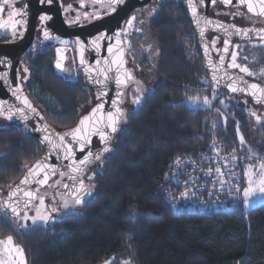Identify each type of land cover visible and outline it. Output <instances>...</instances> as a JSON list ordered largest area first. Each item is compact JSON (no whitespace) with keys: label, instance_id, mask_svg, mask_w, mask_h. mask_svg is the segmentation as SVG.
<instances>
[{"label":"trees","instance_id":"obj_1","mask_svg":"<svg viewBox=\"0 0 264 264\" xmlns=\"http://www.w3.org/2000/svg\"><path fill=\"white\" fill-rule=\"evenodd\" d=\"M166 14L168 22L149 25L158 61H140L154 73L156 83L138 106L125 110L110 150L83 172L90 197L75 206L76 211L61 212L62 196L47 186L40 194H47L45 203L54 219L22 229L17 220L0 217V240L12 236L23 248L27 264H264V203L249 210L242 205L243 215L235 210L204 214L181 206L174 213L165 196L171 185L164 175L172 160L195 157L214 141L236 157L240 170L243 163L264 160V124L253 122L229 99L243 97L200 81L206 71L183 3L172 2ZM156 18H164L161 10ZM248 47H240L244 64L250 52L252 68L264 66V49ZM53 52V47H46L27 54L29 71L23 75L28 78L22 88L46 121L64 133L97 100L85 78L72 80L53 70ZM34 78L41 82L37 91L53 101L51 106L43 104L41 96L31 98L28 81L35 84ZM190 96H207L211 103L193 106ZM89 98L92 104L81 114L79 106ZM0 120L7 124H0L1 197L42 148L8 120ZM58 179L64 177L50 182ZM53 207H58L57 213L51 212Z\"/></svg>","mask_w":264,"mask_h":264},{"label":"snow or ice","instance_id":"obj_2","mask_svg":"<svg viewBox=\"0 0 264 264\" xmlns=\"http://www.w3.org/2000/svg\"><path fill=\"white\" fill-rule=\"evenodd\" d=\"M54 0H40V3H47L51 5ZM94 3H100L102 7H106L110 12H116L117 7L124 3V0H93ZM221 2L225 5H230L233 3V0H221ZM239 5H243L247 9V13H251L254 16H258L264 18V0H237ZM200 4L204 3V0H199ZM212 4L217 3V0H211ZM188 5L191 8L193 18L198 27H200L201 21L205 27H200V35L203 38L205 34V28L207 26H213L216 29H221L226 34L227 37H231L232 35H240L244 37L250 38V33H254L259 40L264 43V28L262 29H246V28H237L235 24L224 25L221 22H214L207 17L200 16L197 11L196 0H188ZM8 6L10 11H8L7 20H0V28L5 30H10L13 37L18 34L19 28L26 24V21L23 20V17L27 15L26 7L24 10L18 9L14 7L13 3H10V0H0V14L4 12V7ZM71 5L68 6L70 8ZM67 11V8L65 9ZM155 11V9H152ZM107 14V12L105 13ZM151 15V13H149ZM243 14V13H237ZM83 16L89 19L99 18V13L89 14L87 12L83 13ZM18 18V19H17ZM52 17L47 14H41L39 16L40 24L43 26V36L45 40L56 39L59 40V37H53L51 32L46 26V22L50 21ZM80 16L76 17V21H79ZM76 21H69V23H75ZM136 16L133 15L129 19L126 20V26L119 31L112 33V35H108L106 32H101L99 35L94 37L87 45L84 41L77 38L76 45L79 47L80 51V63L81 65H85V72L92 73L95 72V77L89 75V79L93 81V83L97 85H101V90L97 92V99H101L102 97L107 96V89L110 81H114L116 86V96L111 100L112 110L107 112L104 111V103H97L94 108H92L91 112L83 116L76 127L69 129L67 132L63 134L53 133L46 134L42 139V143H47L52 152H55L58 158H62L63 160L70 161L66 167L69 169L68 172L61 171L57 165L46 163L45 161H37L35 165L29 168L28 173L24 176V178L20 181L19 184H16L14 187L9 185V192L7 199L0 201L3 207L10 209L11 215L17 220L28 221L31 220L33 224H36L38 221H42L47 223L49 220L54 219L51 213L48 211V206L45 203V196L47 194H40V188L42 186H52L49 185L50 176L65 177L68 176L70 180L73 181L71 185L62 183V180H55V186H62L64 189L68 190V195L63 197L64 208L69 207V197L72 202L76 205L82 204L84 202V196L90 194L87 186L84 184L83 179H79L78 184L76 183L79 174L84 171V167H86L89 163H91L92 159L100 160L102 152L109 151L108 143L112 139V133H116L118 131V125L122 120L126 118L125 110L121 107L123 104L125 89L128 87L130 82H135L137 87L135 88V92L137 93L132 99L133 104H140L141 98L143 96V90L140 87V81L135 79L132 70L125 67L127 61L124 59L125 47L124 40L121 39L122 36L125 38L128 35L129 29L135 27ZM143 23V21H141ZM230 29L232 31H230ZM136 31H141V29L136 28ZM20 35H23L22 32H19ZM115 39L114 44H109L107 47L108 56L103 58L104 67H101V60H96V66L91 67L88 66V61L84 58V52L87 47H93L97 52H99L101 48V42L104 40H112ZM216 40L214 39L211 42V47L215 48ZM62 44H66L67 41H61ZM231 44V40L226 38L224 40V48L223 52H229V45ZM131 46L130 41L128 42V47ZM237 47H239L237 45ZM149 50H151V45L148 46ZM205 54H208L209 45L205 44ZM57 60L55 62V66L57 69L65 71L64 65L62 63L65 57L61 55L64 49L58 48L57 50ZM219 51V49H217ZM237 60V52H231V63L228 65L230 68L239 69L240 72L247 74L248 76H255L256 73L250 71L247 66H242L236 62ZM221 66L224 62V55L220 56ZM0 64H11V61L6 59H0ZM209 65L213 67L214 73L212 79L219 82L215 75L216 66L212 64L211 59H209ZM114 70L113 75H109ZM29 69L25 67L23 69L24 73H27ZM227 75V73H225ZM262 75H264V71H262ZM27 76H24L23 79L27 80ZM0 79H3L6 83H11L8 80V74L5 72H0ZM229 83L227 87L233 93L235 92H247L252 97L256 99V101L264 102V86H261L257 83H248L242 76L233 78L229 77ZM241 84L243 86H241ZM12 95L16 97L17 100H20L24 107H16L15 105L11 106L8 109H5L4 105L7 104V101L0 100V117H4L6 120L11 121L14 116L18 117L21 120H27L28 116L25 112V109H28L31 112H36V109L32 107L31 102L28 97L23 95L22 85L17 83L14 89H11ZM213 98H215V89L213 90ZM193 106H196L198 102H202L204 105H208L211 103L207 96L201 98L200 96L188 97L187 98ZM223 103V101H221ZM251 116H255L257 121L261 120V117L256 114V112H251ZM38 131H43L48 133V125H44L42 129H37ZM238 131V129H237ZM98 136L101 143L105 146L102 149V152L93 153L92 151L86 149L92 143V137ZM55 137V138H54ZM241 145L245 143L243 135L239 137ZM215 144V141L213 142ZM80 152L85 153L82 159H76V148ZM218 151V150H217ZM235 151V150H234ZM47 158H45L46 160ZM235 159V156H233ZM180 162V158L177 157V163ZM216 173L220 176H223V172L220 168L215 169ZM212 169L208 170V174H211ZM244 175L247 178L246 186L243 188L242 195L244 199V204L246 207L250 206L253 197L261 196L264 197V160H262L258 165L249 164L247 169L244 172ZM43 177L42 179L40 177ZM34 182L37 184V188L35 190L28 189L25 190L21 187V185H29ZM91 179V177H89ZM223 183V181H221ZM237 190H239V185H237ZM187 190L181 193L182 196H187ZM57 195H62L57 193ZM54 198V197H53ZM34 201H38V205L34 206ZM23 205V208H21ZM30 206H34L35 214L29 216L28 210ZM58 208L53 207L51 212L58 211ZM23 211V215L21 212ZM16 221L14 220L13 223ZM22 227H27V224L21 225ZM0 245L4 246V250L7 252L9 256V260L0 259V264H25L24 259V250L22 247L15 245L12 236H8L6 240H0ZM104 264H111L110 261H105ZM122 264H131V261H123ZM237 264H240L238 261Z\"/></svg>","mask_w":264,"mask_h":264},{"label":"water","instance_id":"obj_3","mask_svg":"<svg viewBox=\"0 0 264 264\" xmlns=\"http://www.w3.org/2000/svg\"><path fill=\"white\" fill-rule=\"evenodd\" d=\"M148 1L149 0H142V1L126 0L123 3V5L120 6V7H117L116 12H113L111 15H109L107 17L100 18V19L94 21L93 23L89 24L88 26H86L83 29H78V30H75V31H69V34H67L66 36H77V37L80 38V40L84 41L85 44L87 45L92 40V35H96L99 32H106L108 35H112V33L116 32V31H119L121 29L122 20L127 16V14L134 7H140V6L144 5L145 3H147ZM217 1L222 3L221 0H217ZM185 4H186V9H187V12H188V15H189V19H190L191 25H192V27L194 29V32H195V35L197 37V43H198L199 50H200V52L202 54L203 64L205 66V70H206V73H207V75H208V77L210 79L211 84L216 86L218 89L227 92L229 95H235V96H240V97L246 98L249 101H251L254 105L261 106V107L264 108V102H259L258 103L256 101V99L254 97H252L249 93H247V92H235V93H233L227 87V84L230 82L229 81V77L236 78V77H239V76H242L244 78V80H246L248 83H257V84H260L261 86H264V84H262V83H260L258 81L246 78L241 73L231 72L226 67V61H227V58H228L229 53L231 51V45H232V41L233 40L255 41V40H259V38L254 33H250V38L249 37L240 36V35H232L231 37H227L226 34L223 32V30L216 29L213 26H207L205 28V34H204V37L202 38L201 35H200V27H205V25L203 24V21H201L200 27L197 26V24L195 23V20L193 18V14H192L191 8L188 5V0H185ZM211 5H212L211 0H204L203 6H204V9H205V13H204V15H200L199 12H198V14L200 16L207 17V18L211 19L214 22H221L224 25H231V23H226V22H223V21L208 17L207 16V10H208V8ZM223 5H225V4H223ZM225 6L243 7V9L247 13L246 7L243 6V5H239L237 0H233L232 4L225 5ZM247 14L252 15L251 13H247ZM252 16H254V15H252ZM54 17L55 18H53V24H55L56 22L59 23V20L61 22L60 14L58 12L54 15ZM256 17H258V16H256ZM259 18H261V17H259ZM262 19H264V18H262ZM236 27L237 28H246V29H257V30L262 29V28H255V27H238V26H236ZM33 31H34V17L29 20V23H28V26H27V34L24 36V38L18 44H16L15 46L12 45V46L0 47V59H6L8 61H11L10 65H8V64H0V72L7 73L8 74V80L11 82V83H6L3 79H0V100L7 101V104L4 105L5 109H8V108H10L13 105H15L16 107H24V105L21 103V101L17 100L16 97L12 95L11 89H14L17 83L20 84L19 78H18V72H17V65H18L19 57L21 56V53L27 47H29V45L32 42ZM207 31H211V32L216 33V34H218V35L223 37L222 44H221V47H220V50H219L218 57H217L216 61H214V59H213L212 53L210 51V48H208V54L207 55L205 54L204 45L208 44V41H207V38H206V32ZM230 31H232V30L230 29ZM226 38H229L231 40V44L229 45V52L228 53H224L223 52L224 40ZM121 39H122V37H121ZM114 43H115V39L114 38L112 40H104V41H102L101 42L102 46H101L99 52H97L93 47H89V51H88L89 54H88V59H87L88 66L95 67L96 66V60L100 59L101 60V65L100 66L104 67L103 58L107 57L109 55L108 51H107V47H108L109 44H114ZM14 49L15 50H19V52L16 54ZM221 55H224V62H223L222 66H221V62H220V56ZM124 59L126 60V50H125V54H124ZM209 59H211L212 64L216 66L215 75L217 77V80L219 81L218 83L212 79V76H213V73H214V69H213L212 66L209 65ZM77 65H78V69H79L80 74L85 77L86 83L88 84L90 89L93 91V93L95 95V98L97 100V102L94 104V106L92 108H94L97 103H104V105H105L104 111L105 112H107L109 110H112L111 100L113 98H115L116 91H117L114 81H110L109 82V86H108V89H107V93H108L107 96L106 97H102L101 99L98 100L97 99V92H98V90H101V85H97V84L93 83V81L88 78L89 75H92L93 77H95V75H96L95 72H92V73H86L85 72V70H84L85 69V65H81L80 56L77 57ZM125 67L128 68L127 65H125ZM225 73H227V75H225ZM113 74H114V70H113L112 73H109V75H113ZM241 86H243V85L241 84ZM23 95L27 96L24 91H23ZM28 99L31 102L32 107H34L36 109V112H31L28 109H25V112L27 113V116H28V119L26 121L25 120H21L18 117L14 116L13 119L11 121H9V122L12 123L14 126H16L18 129H20L23 134L29 135L32 138H34L40 144V146L42 148V152L40 153L38 158L32 164H30L23 171L21 176L12 184L13 187L16 184L20 183V181L28 173L29 168L32 167L33 165H35V163L37 161H45L46 163L57 165L59 167V169L61 171H64V172H68L69 171V169L66 167V165H68L70 163V161L63 160L62 158H58L57 154L50 150V147H49V145L47 143H42L41 142L43 137H44V135L53 134V133H60V132H58L52 125H50L46 121V119L44 118L43 114L39 111V109L33 105L31 99L29 97H28ZM122 105H121V107L123 108ZM92 108L83 116L88 115L91 112ZM80 119L78 120V122L80 121ZM78 122L72 128L76 127ZM44 125H48V129H49L48 133H45L43 131H38L37 130V129H42L44 127ZM60 134H63V133H60ZM114 134L115 133L111 134L112 137H113ZM111 140L108 143L109 150L111 148ZM104 146L105 145L100 142L98 136H93L92 137V143L86 149V151L90 150L93 153L102 152V149L104 148ZM107 152H102L101 157ZM85 154H86V152L85 153L80 152L79 149H78V146H77V148H76V159L77 160L82 159L83 155H85ZM45 158H47V159L45 160ZM95 161H96L95 159H92L91 163H89L86 167H84V171L86 170V168H88L90 165H92ZM83 172L81 174H79V176L77 178V181H76L77 184H78L79 179H83ZM57 176H59V175H57ZM57 176H50L49 182L53 178H55ZM40 178L42 179L43 177L41 176ZM30 179H33V178H30ZM62 183H66V184L71 185L73 183V181L70 180L68 178V176H65L63 181H62ZM84 184L86 185L85 182H84ZM21 187L24 188L25 190H28V189L35 190L37 188V184L34 182V179H33L32 183H30L29 185H21ZM45 187L46 186H42L40 188V192ZM87 188H88L90 194L84 196V198H83L84 202L91 195L90 188L88 186H87ZM8 192H9V187L6 189L5 193L0 197V201H3L5 199H7ZM57 193L62 194V195H60L62 197H66L68 195V190L64 189L62 186H59L58 189H57ZM69 199L71 200L70 197H69ZM84 202L82 204H79V205H76L74 203L73 204H74V206H81V205L84 204ZM31 207L32 206H30V208ZM21 208H23V205H21ZM22 214H23V211L21 212V215ZM2 215L7 216L11 220H17V218H15V217H13L11 215L10 209H7V208L3 207L2 204H0V217Z\"/></svg>","mask_w":264,"mask_h":264},{"label":"flooded vegetation","instance_id":"obj_4","mask_svg":"<svg viewBox=\"0 0 264 264\" xmlns=\"http://www.w3.org/2000/svg\"><path fill=\"white\" fill-rule=\"evenodd\" d=\"M125 1L126 0H124V2ZM138 1H142V0H138ZM176 1L183 3L184 7L186 8L185 0H149L147 3H145L144 5H142L140 7H134L121 22V29H122L126 26L125 22L127 19H129L133 15L136 16L135 27L132 29H129L127 37L125 38L124 36H122V40H124V47L126 50V61H127L126 65H127L128 69L132 70L133 75L135 76V79L140 81V87L151 88L156 83V77H155L154 73L152 71H150L146 67V65L142 66L140 61H145V63L151 61V62L155 63L158 61V58H156L151 53H146L144 51V49H142L143 46L141 47L139 42H140V40L141 41L145 40L143 45L146 46V45L151 44V46L155 47L154 41H150L151 39L154 38V36H153L154 33H153L152 29H150L151 27L149 25L155 24L156 21L161 22L162 20L164 22H168L169 16L166 14V8L168 6H170L172 2H176ZM10 3H13L15 8H18L21 10H24L25 6H27L26 7L27 15L23 17V20L26 21V24H24L23 26H21L19 28L18 34L15 37L12 36L10 30H5L3 28H0V47H6V46H12V45L15 46L16 44H18L24 38V36L27 34V26H28L29 20L34 17V31H33L32 42L29 45V47H27L21 53V56L19 57V62L17 65V72H18V78H19L20 84L22 85V82H23V76H24L23 75V73H24L23 69L26 67L25 64L27 61V56H28L27 54L29 52L34 53L35 50L46 48V47L47 48H49V47H53V48L56 47L57 48L58 45L62 44L61 41H67V43L63 44L62 47L65 49V59H64L65 64L67 65V67L70 70L69 77L72 80H76L79 77L85 78L84 76H82L80 74L79 69H78V65H77V57L80 56L79 55L80 51H79V47L76 45L75 42H76L77 38H79V37H77V36H66V35L69 34V31H75L78 29H83L86 26H88L89 24L93 23L94 21L111 15L113 12H110L109 10H107L106 7H102L100 3H94L93 0H54V2L51 5H49L47 3L42 4V3H40V0H10ZM196 4H197V10H198L199 14L204 15L205 9H204L203 4H200L199 0H196ZM69 5H71L70 8H68ZM122 5L123 4L119 5L118 7H120ZM66 8H67V11H65ZM152 9H155V11H152ZM10 10H12V9H10L8 6H5L4 12L2 14H0V20H7L8 19L7 13ZM159 10L162 11L164 18L161 20H156L157 19L156 13ZM186 11H187V9H186ZM57 12L60 14L61 22L59 20V23L56 22L55 24H53V18H55L54 15ZM85 12H87L89 14H92L94 12L99 13V18H96V19L86 18L83 16V13H85ZM106 12H107V14H105ZM149 13H151V15ZM237 13H243V14H237ZM41 14H47V15H50L52 17V19L50 21L46 22V26L49 29V31L51 32V34L53 35V37H59V40H56V39L45 40L44 39L43 26L40 24V21H39V16ZM78 15L80 16V19H79V21H76V17ZM207 16L210 18H213V19H217V20L226 22V23L235 24L238 27L264 28V19L247 14L246 11L243 9V7L225 6L222 3H220L219 1H217V3H215V4H212L208 8ZM69 21H76V22L75 23H69ZM141 21H143V23H141ZM136 28L141 29V31H139V32L136 31L135 30ZM193 31H194V29H193ZM19 32H22L23 35H20ZM100 33L101 32L97 33L96 35H92V39L94 37H96L97 35H99ZM194 34H195V32H194ZM206 38H207L208 45H209L210 51L212 53L213 59H214V61H216L217 57H218V53H219V51H217V49L220 50L223 37L216 34V33L211 32V31H207L206 32ZM196 39H197V37H196ZM214 39L217 41L215 48L211 47V42ZM129 41L131 43L130 47H128ZM258 42H261V41L260 40H255V41L233 40L232 45H231V50H232L233 45L247 46L250 43H258ZM62 47H58V48L62 49ZM88 51H89V47H87L85 52H84V58L86 61L88 59V54H89ZM15 52L17 54L19 52V50H15ZM33 53H31V54H33ZM146 54L149 55V57ZM230 54H231V51H230L229 56H228L227 61H226V67L231 72L241 73L239 71L230 69L228 67ZM130 56H131V58H130ZM33 57H34V55H31L30 59H32ZM202 61H203V58H202ZM136 67H138L140 69L139 71L148 70L151 73L152 78H153V83L151 86H149V85L146 86L145 83H142L143 82L142 79L138 78V76H137L138 71L135 70ZM241 74H243V73H241ZM243 75L246 78L251 79L250 77H247L245 74H243ZM205 76L206 77L200 79V81L203 82V79H204L205 84L213 85V84H211L207 73ZM25 82H26V80H25ZM129 85L132 86L134 90L137 87L135 82H130ZM149 90H151V89H149ZM131 93H133V91H131Z\"/></svg>","mask_w":264,"mask_h":264},{"label":"built area","instance_id":"obj_5","mask_svg":"<svg viewBox=\"0 0 264 264\" xmlns=\"http://www.w3.org/2000/svg\"><path fill=\"white\" fill-rule=\"evenodd\" d=\"M29 93L31 98H34L33 91ZM233 156L219 145L211 144L195 157H179V163L177 158H174L168 173L164 175L171 185L165 194L171 211L175 213L178 206H181L189 211L204 214L235 210L243 215L244 184L236 157L233 159ZM216 168L221 169L223 176L216 173ZM209 169H212L211 174H208ZM185 190L188 194L182 196L181 193Z\"/></svg>","mask_w":264,"mask_h":264},{"label":"rangeland","instance_id":"obj_6","mask_svg":"<svg viewBox=\"0 0 264 264\" xmlns=\"http://www.w3.org/2000/svg\"><path fill=\"white\" fill-rule=\"evenodd\" d=\"M155 39L153 38V39H151L150 41H154ZM144 41L145 40H143V41H141L140 40V45H141V47H142V49H144V51L146 52V53H151L152 55H154L156 58H158V50H157V47L155 46H151V50H149V48H148V46L149 45H143L144 44ZM155 41H154V45H155ZM151 45V44H150ZM63 46V44H60V45H58L57 46V48L55 47V48H53V55H54V57H53V62H52V68H53V70L56 72V73H58V74H60L61 76H64L65 78H68V76L70 75V74H68V71H69V68L67 67V65L65 64V61H64V59H63V61H62V63H63V65H64V69H65V71H62V70H60V69H57L56 68V66H55V62H56V60H57V49H58V47H62ZM239 47H237V45H233V47H232V50H231V52H233V51H235V52H237V60H236V62L238 63V64H240V65H242V66H247L249 69H250V71H252V72H254V73H256V75L255 76H248L247 74H245V73H243V74H245L247 77H250L251 79H253V80H256V79H258L257 81H259V82H261V83H264V75H262V71H264V66H261V67H259V68H256V67H253L252 68V64H250L252 61H253V59L251 58V55L249 54V53H247V61H248V64H244L245 63V61H244V59L241 57V50H240V47H247V46H249L248 47V51H250V50H252V51H258V48H261V49H264V43H262V42H258V43H250V44H248L247 46H242V45H238ZM61 49V48H60ZM62 49H64L63 47H62ZM129 51V50H128ZM131 53V52H130ZM34 55V54H33ZM61 55H63L64 57H65V49H64V51L61 53ZM147 55V54H146ZM148 57H149V55H147ZM130 58H131V56H130ZM151 62V61H150ZM231 63V54H230V59H229V63H228V65ZM250 64V65H249ZM250 66V67H249ZM229 67V66H228ZM230 68V67H229ZM230 69H233V70H236V71H239V69H235V68H230ZM135 70H137L138 71V78H141L142 79V83H145L146 84V86H151L152 85V83H153V78H152V75H151V73L148 71V70H143V71H139L140 69L138 68V67H136V69ZM240 72V71H239ZM242 73V72H241ZM35 79V78H34ZM31 81V83L29 84V81H28V87H29V89H30V91L32 90L33 91V96L34 97H37V96H41V97H39V100H41L42 102H43V104H45L46 106H51L52 105V103H53V101H51L50 102V100H49V95H47L48 97H46L45 96V93L43 94L42 93V95L39 93L40 91H39V85L38 84H41V82L40 83H38V80L37 79H35V81H37V82H35L34 81V83L35 84H33V82H32V79L30 80ZM142 88V90H143V95L144 94H146L147 92H148V90L149 89H151V88H147V87H141ZM147 88V89H146ZM37 89H38V91H37ZM131 91H133V93H131ZM150 91V90H149ZM137 93L135 92V90L133 89V87L132 86H128L127 88H126V90H125V96H124V98H123V100H124V103H123V105H124V107H125V109L124 110H126V111H129V110H131V109H133L134 107H136V106H138L139 104H133L132 103V99L134 98V96L136 95ZM45 96V97H44ZM143 97V96H142ZM38 98V97H37ZM229 99H231L234 103H236L237 105H239V106H241V107H243L246 111H247V113L249 114V116H250V118L251 119H253V122H255V123H263L264 124V110L263 109H261V108H259V107H256V106H254L252 103H250L247 99H244V98H235V97H229ZM238 99H239V101H238ZM141 100H142V98H141ZM41 101H40V103H41ZM92 104V100H91V98H89V100H88V102L87 103H85V104H82V105H80L79 106V111H80V113L82 114V113H84L85 111H87L88 110V108L90 107V105ZM202 104V103H201ZM191 105H193L192 103H191ZM251 112H256V114L258 115V116H260L261 117V120L260 121H257V119H256V117L255 116H251L250 115V113ZM0 124L1 125H3V126H5V125H7L6 124V121H4V120H0ZM262 160H259V161H257V162H246V163H243V164H241V170H240V172H241V174H242V179H243V183H244V187L246 186V182H247V178H246V176L244 175V172H245V170L247 169V166L249 165V164H253V165H258L260 162H261ZM55 181V180H54ZM54 181L50 184V185H52V186H49V190H50V187L51 188H54L55 190H57L58 189V187L59 186H55L54 185ZM47 187V186H46ZM45 187V188H46ZM44 188V189H45ZM243 191V190H242ZM61 197V196H60ZM63 198V197H62ZM61 202H60V204H59V208L61 209V212H62V210H63V212H65V211H69V210H73V211H76L77 209L75 208V206H72V205H74L73 204V202L69 199V207L68 208H64L63 206H62V204H63V199H61L60 200ZM242 202H243V208H244V210H249V209H251V208H253V207H255V206H258V205H260V204H262V203H264V197H261V196H256V197H253L252 198V201H251V203H250V206H248V207H246L245 206V204H244V199H243V195H242ZM38 204V203H37ZM36 204V205H37ZM34 206H35V201H34ZM34 206H32L29 210H28V214H29V216H31V215H34L35 214V211H34ZM56 208H58V207H56ZM58 211H56L55 213H57ZM23 215V214H22ZM17 222H20L21 224H20V226L18 225V223H17V225L19 226V228H22V229H26V228H28L29 226V224H33L32 223V221L31 220H28V221H23V220H17ZM27 224V227H22L21 225H23V224ZM2 240H6V238H4V239H2ZM14 241V240H13ZM15 244V243H14ZM15 245H17V244H15ZM18 246H20V245H18ZM21 247V246H20ZM0 259H4V260H9L10 258H9V256H8V254H7V252L4 250V246H2V245H0ZM24 259H25V264H27V262H26V256H25V252H24ZM102 264H104V263H102Z\"/></svg>","mask_w":264,"mask_h":264},{"label":"crops","instance_id":"obj_7","mask_svg":"<svg viewBox=\"0 0 264 264\" xmlns=\"http://www.w3.org/2000/svg\"><path fill=\"white\" fill-rule=\"evenodd\" d=\"M242 204H243V202H242Z\"/></svg>","mask_w":264,"mask_h":264}]
</instances>
